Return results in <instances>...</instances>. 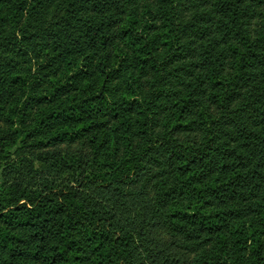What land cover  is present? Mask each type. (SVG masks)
Masks as SVG:
<instances>
[{
	"label": "trees",
	"instance_id": "trees-1",
	"mask_svg": "<svg viewBox=\"0 0 264 264\" xmlns=\"http://www.w3.org/2000/svg\"><path fill=\"white\" fill-rule=\"evenodd\" d=\"M0 264H264V0H0Z\"/></svg>",
	"mask_w": 264,
	"mask_h": 264
},
{
	"label": "rangeland",
	"instance_id": "rangeland-1",
	"mask_svg": "<svg viewBox=\"0 0 264 264\" xmlns=\"http://www.w3.org/2000/svg\"><path fill=\"white\" fill-rule=\"evenodd\" d=\"M0 175H1V171H0Z\"/></svg>",
	"mask_w": 264,
	"mask_h": 264
}]
</instances>
